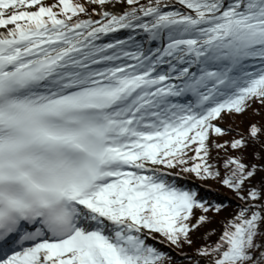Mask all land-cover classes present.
I'll use <instances>...</instances> for the list:
<instances>
[{
	"label": "snow or ice",
	"instance_id": "6c2138e0",
	"mask_svg": "<svg viewBox=\"0 0 264 264\" xmlns=\"http://www.w3.org/2000/svg\"><path fill=\"white\" fill-rule=\"evenodd\" d=\"M256 104L264 0H0V264H168L224 207L173 169L243 201L201 264H264V123L209 163Z\"/></svg>",
	"mask_w": 264,
	"mask_h": 264
},
{
	"label": "trees",
	"instance_id": "16d2710c",
	"mask_svg": "<svg viewBox=\"0 0 264 264\" xmlns=\"http://www.w3.org/2000/svg\"><path fill=\"white\" fill-rule=\"evenodd\" d=\"M217 123L230 131L223 137H210L208 142L210 147L209 163L215 168H218L223 175L226 174L224 160L229 156H240L241 153L232 149L228 151L217 149L214 147V143L231 141L239 138L238 134L241 133L247 138L248 127L251 123H256L257 125L264 123V109H261L260 106L256 104L249 108L244 114L229 115L223 120L217 121ZM243 156L247 162H253L258 159V149H256L255 146H250L243 153ZM168 171L173 173L177 185L197 191L199 198H202L206 202V206L223 204L224 207L220 212L212 210L208 213H204L199 208L193 209V222L201 215H206L208 221L192 234L194 243L191 247L185 246L183 249L177 248L164 240L163 237H160L159 234H155L156 239H149L148 243L154 244L159 250L167 253L171 257V261H169L168 264H173V262H175V264H201L198 249L205 245L214 244L218 240L225 229V225L232 220L240 210V205L243 201L239 199L238 194L234 190L226 187L218 179H201L194 173H183L179 169Z\"/></svg>",
	"mask_w": 264,
	"mask_h": 264
},
{
	"label": "bare ground",
	"instance_id": "6f19581e",
	"mask_svg": "<svg viewBox=\"0 0 264 264\" xmlns=\"http://www.w3.org/2000/svg\"><path fill=\"white\" fill-rule=\"evenodd\" d=\"M124 31H126V30H124ZM117 35V33L115 34V36Z\"/></svg>",
	"mask_w": 264,
	"mask_h": 264
}]
</instances>
